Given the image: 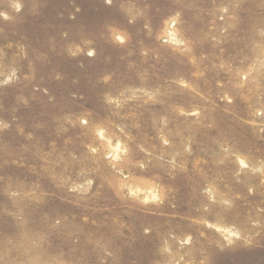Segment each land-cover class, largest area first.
<instances>
[{
  "label": "rangeland",
  "instance_id": "rangeland-1",
  "mask_svg": "<svg viewBox=\"0 0 264 264\" xmlns=\"http://www.w3.org/2000/svg\"><path fill=\"white\" fill-rule=\"evenodd\" d=\"M0 264H264V0H0Z\"/></svg>",
  "mask_w": 264,
  "mask_h": 264
}]
</instances>
